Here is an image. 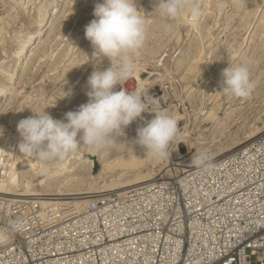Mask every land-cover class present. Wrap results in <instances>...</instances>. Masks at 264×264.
Segmentation results:
<instances>
[{"label": "rangeland", "instance_id": "1", "mask_svg": "<svg viewBox=\"0 0 264 264\" xmlns=\"http://www.w3.org/2000/svg\"><path fill=\"white\" fill-rule=\"evenodd\" d=\"M97 2L0 0V91L5 89L0 93V143L11 147L9 154H0V182L8 177L15 158L23 155L16 152L21 140L18 122L45 107L53 118L63 119L66 112L87 102L91 73L109 67L107 58L93 57L85 38V26L95 18ZM198 3L200 22L191 27L184 21L186 12L177 21H169L155 11L157 0H137L146 18V40L134 57L137 70L132 79L134 89L146 90L149 112L125 130V142L113 150L94 151L82 145L62 162H48L46 173L38 160L37 165L18 172L13 193L31 185L26 188L29 192L44 195L0 194V235L5 237L0 243V264H158L172 260L173 251L183 248L188 237L191 245L209 239L211 232L201 227L206 222L216 224V237L228 227L230 194L217 202L218 208L210 202L239 180L234 175L227 180L226 175L238 169L240 153L264 146V0ZM183 26L188 27L186 31ZM42 27L40 38L18 60L15 54L22 44ZM242 61L248 62L255 85L247 99L220 92L222 70ZM17 66L19 74L10 84ZM69 89L73 94L62 98ZM157 110L176 117L182 132L171 145L168 159L156 158L131 143L137 127ZM201 152L216 157L213 164L221 167L220 173L191 163ZM88 156L106 164L99 169H104L102 177L94 179L99 171L92 173L88 165H82ZM127 156L131 160L122 161ZM142 160L153 162L146 166ZM127 162L142 167L141 174L146 168L160 170L156 177L152 174L153 180L123 190H92L106 176L127 167ZM60 192L65 194L54 195ZM91 193L88 203L74 205L75 198ZM45 200L54 204H42Z\"/></svg>", "mask_w": 264, "mask_h": 264}, {"label": "clouds", "instance_id": "2", "mask_svg": "<svg viewBox=\"0 0 264 264\" xmlns=\"http://www.w3.org/2000/svg\"><path fill=\"white\" fill-rule=\"evenodd\" d=\"M155 11L169 21H177L185 12L192 24H199L202 15L198 0H157ZM92 19L85 26V38L93 48L97 60L107 58L109 67L97 68L87 79L88 97L75 111H68L63 119L53 118L45 108L21 119L17 131L21 137L18 150L21 154L44 164L42 173L49 171L48 162H62L80 147L94 151L113 150L125 142L126 129L138 119L144 120L147 110L146 90L133 91L120 87L135 77V55L146 40V18L138 9L137 0H100L94 6ZM223 94L247 99L254 90L247 61L229 64L222 70ZM64 91L62 98L72 95ZM151 120L137 127L132 144L160 159L171 156V145L182 135L176 117L164 110L153 111ZM0 135L3 128L0 127ZM191 163L204 171L213 167V158L207 152L192 158Z\"/></svg>", "mask_w": 264, "mask_h": 264}, {"label": "built area", "instance_id": "3", "mask_svg": "<svg viewBox=\"0 0 264 264\" xmlns=\"http://www.w3.org/2000/svg\"><path fill=\"white\" fill-rule=\"evenodd\" d=\"M238 157V169L227 173L226 179L234 175L239 180L228 184L227 191L217 193L210 202L218 208L217 202L230 194L227 199L232 214L225 215L228 227L216 237V224L207 226L206 222L201 227L209 229V239L191 245L188 237L183 248L173 251L172 260L158 264H264V146L245 150ZM215 166L209 172L220 173L221 167ZM4 241L0 235V243Z\"/></svg>", "mask_w": 264, "mask_h": 264}, {"label": "bare ground", "instance_id": "4", "mask_svg": "<svg viewBox=\"0 0 264 264\" xmlns=\"http://www.w3.org/2000/svg\"><path fill=\"white\" fill-rule=\"evenodd\" d=\"M185 22H186V24H189V25H191V27H193L192 25V23L189 21V19H188V16H187V13L185 14V20H184ZM183 21V22H184ZM188 25V26H189ZM183 28H185V29H183V30H187L186 28H188V27H186V26H183ZM189 29H191L190 28V26H189ZM188 29V30H189ZM181 31V32H183V36H184V31ZM42 32H43V27L42 28H39L35 33H34V35H32V37L30 36V38H29V40L28 41H26V42H24L23 44H22V46L20 47V49L18 50V55H16L15 54V56H18V60H20V57L22 56V55H25V54H27V53H29V50L31 49V47H33L34 45V43H36L35 42V40H37L38 38H40V36H41V34H42ZM185 36H187V35H185ZM41 41V40H40ZM39 42V41H38ZM176 46V45H175ZM36 47V46H35ZM177 48V47H176ZM173 48H171V50H172ZM172 53V52H171ZM174 54V53H173ZM29 55V54H28ZM170 55V54H169ZM162 59V58H161ZM18 62V61H17ZM16 62V63H17ZM18 65H21V63L19 62L18 63ZM19 67L17 66V67H15V69L13 70V72L10 74V81H8L10 84H11V80L12 79H14V78H16L17 76H18V72H19ZM5 74V73H4ZM9 76V75H8ZM131 80H133V79H131ZM129 81V80H128ZM14 82V81H13ZM126 83H127V81H126ZM138 83V82H137ZM124 85V84H123ZM122 85V86H123ZM11 86V85H10ZM9 86V87H10ZM131 86V85H130ZM130 86L129 87H126L125 86V89H127V90H133L134 89V86H135V84H134V81H133V85H132V87L130 88ZM3 87V86H2ZM8 87V88H9ZM3 88H5V87H3ZM7 88V87H6ZM3 91H5V89L3 90L2 89V91H0V93L1 92H3ZM6 91H7V89H6ZM4 93V92H3ZM2 93V94H3ZM261 129V128H260ZM5 131V130H4ZM10 131V130H9ZM5 132H8L7 130L5 131ZM14 132V131H13ZM257 132V131H256ZM10 133V132H9ZM15 133V132H14ZM16 134L18 135V133L16 132ZM256 134V133H255ZM11 135V134H10ZM14 135V134H13ZM17 135H14V136H12V137H15V136H17ZM7 136V135H6ZM9 136V135H8ZM18 136H20V135H18ZM17 136V137H18ZM251 136H252V134H251ZM9 137H11V136H9ZM245 137V136H244ZM250 136H248V138H249ZM16 138V137H15ZM20 138V137H19ZM6 139V138H5ZM1 140H3V139H1ZM15 140V139H14ZM1 144V143H0ZM2 145V144H1ZM0 145V154H2V155H7V154H9L10 153V146H8V145H6V144H4V145H2L1 146ZM17 147V146H16ZM15 147V148H16ZM18 148V147H17ZM18 151V149L16 150V152ZM19 152V151H18ZM89 152V151H88ZM92 153H94L93 151H92ZM96 153V152H95ZM94 153V154H95ZM18 155H19V153H17ZM83 154V153H82ZM91 154V153H90ZM100 154H102V153H100ZM15 155V154H14ZM21 155V154H20ZM81 155V154H80ZM88 155V154H87ZM96 156H98L97 154H95ZM151 155V154H150ZM84 156V155H83ZM82 156V157H83ZM90 156V155H89ZM88 156V157H89ZM85 157V156H84ZM153 157V156H152ZM90 158V157H89ZM99 158H100V156H99ZM144 158V157H143ZM157 158V157H156ZM214 158H216V157H214ZM214 158H213V161H214ZM129 159L130 158H128V156H127V158H123V160L122 161H129ZM140 160L142 159V158H139ZM120 160V159H119ZM131 160V159H130ZM138 160V159H137ZM149 160V159H148ZM159 160V159H158ZM121 161V160H120ZM134 161V160H133ZM143 161V165H146V166H149V163H152L151 161L147 164L146 163V161L147 160H142ZM191 161V160H190ZM40 162V161H39ZM80 162V161H79ZM81 162H83V164L82 165H88V168H90L91 170H92V173H96V172H98L99 171V169L101 168V166H105L106 164H103V163H101V161H99V160H97V158L96 157H91L90 159H82V161ZM118 162V161H117ZM37 163V160H35V159H33V158H29V157H27V156H17L16 158H15V162H13L11 165H10V167H11V171L9 172V175H8V177L5 179V180H1L2 182H0V194H2V195H5V196H9V195H13V196H20V197H27V196H40V195H44V194H37V193H32V192H29V190L28 189H26L27 187H29V186H31V185H29V186H26V190L24 189V191L22 192V193H20V191L18 192V193H16L17 192V190H16V192H14L13 193V191H11L12 190V188L15 186V184H16V178H17V176H18V172L19 171H21L24 167H26V166H29V167H32V166H34L35 164ZM110 163V162H109ZM66 164V163H65ZM122 164V163H121ZM127 164H128V162H127ZM134 164H137V162H135V163H133V165ZM37 165V164H36ZM95 165H97V170L96 171H94L93 169H94V167H95ZM110 165V164H109ZM126 165V164H125ZM139 165V164H138ZM151 165V164H150ZM153 165H154V163H153ZM188 164H185V165H183L184 167L185 166H187ZM152 166V165H151ZM124 167V166H123ZM192 167V166H191ZM104 168V167H103ZM140 168H142V167H140ZM140 168H134V167H132V165H131V163L130 164H128L127 165V167L125 166V168H121V170L119 171V172H117V174L114 176V175H112V176H104L105 177V179H104V183L103 184H100V183H96V184H94L93 185V187H92V190L93 191H97L96 193H101V192H105V191H118V190H123V189H126V188H128V187H132V186H134V185H136V184H139V183H142L143 181H146V180H150V179H154L157 175H158V171L160 170V169H156V171L154 172V168H146L145 170H148L147 172H144V174L142 173L141 174V172L144 170H142V171H140L141 169ZM75 169V168H74ZM74 169H73V171H74ZM191 170V169H190ZM140 171V174L139 175H137L138 174V172ZM186 171H189V170H186ZM103 172H104V169L102 170L101 169V171H99V173L97 174L96 173V175H94V176H96V177H94V179H98L99 177H102L103 176ZM153 173H155V177L154 178H152L153 177ZM130 176H133V178H129ZM125 177H127V179L128 180H125L126 178ZM123 179V178H125V179H123V180H120V181H118L117 179ZM18 179V178H17ZM102 180V179H101ZM115 180H117V182H114ZM103 182V181H102ZM144 183V182H143ZM25 185H27V184H25ZM16 187H17V185H16ZM105 188V189H104ZM14 189V188H13ZM98 191H100V192H98ZM65 193H57V194H54V195H64ZM68 194V193H67ZM93 193H91V194H83V196H80V197H77V198H75L76 200L74 201V205L76 206V207H78L79 206V203L80 204H86V203H88L89 202V199H90V197H93V195H92ZM46 195H50V194H46ZM51 195H53V194H51ZM77 195V194H76ZM95 196V195H94ZM50 197V196H49ZM49 197L47 198L46 197V199H49ZM73 197L71 198V199H74ZM40 199H42V197L40 198ZM54 199H56V198H53L52 197V199L50 198V200H54ZM50 200L49 201H47V200H45V201H43L42 202V204H49V205H53L54 203H51L50 202ZM10 201H12V200H10Z\"/></svg>", "mask_w": 264, "mask_h": 264}, {"label": "water", "instance_id": "5", "mask_svg": "<svg viewBox=\"0 0 264 264\" xmlns=\"http://www.w3.org/2000/svg\"><path fill=\"white\" fill-rule=\"evenodd\" d=\"M130 85H131V86H130ZM132 85H133V80L130 79L129 81H127V83L125 82L124 85H123L122 87L125 88V86H126V87H129V86H130V88H131ZM97 168H98L97 165H95V167H94L93 170L96 171Z\"/></svg>", "mask_w": 264, "mask_h": 264}]
</instances>
